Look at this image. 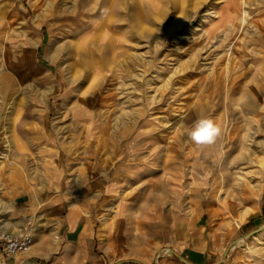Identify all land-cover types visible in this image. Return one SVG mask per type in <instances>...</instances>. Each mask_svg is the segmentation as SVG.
<instances>
[{
    "label": "crops",
    "instance_id": "obj_1",
    "mask_svg": "<svg viewBox=\"0 0 264 264\" xmlns=\"http://www.w3.org/2000/svg\"><path fill=\"white\" fill-rule=\"evenodd\" d=\"M174 2L118 1L112 37L130 56L112 65L127 70L129 93L116 108L50 97V109H34L28 122L18 120L28 113L20 110L0 121V229L35 225L32 248L0 254L3 264H155L158 253L161 264H207L230 239L202 222L199 188L220 180L236 186L244 162L217 158L215 144L197 146L188 134L201 117H229V70L213 52H181L167 80L164 52L153 42ZM254 60V79L246 75L239 88L256 106L264 101V52ZM246 191L238 185L229 195Z\"/></svg>",
    "mask_w": 264,
    "mask_h": 264
},
{
    "label": "rangeland",
    "instance_id": "obj_2",
    "mask_svg": "<svg viewBox=\"0 0 264 264\" xmlns=\"http://www.w3.org/2000/svg\"><path fill=\"white\" fill-rule=\"evenodd\" d=\"M118 1L123 0H0L3 125L15 110L28 112L18 118L28 122L34 109H46V104L50 109V97L54 101L65 96L71 106L82 97L89 108L103 103L104 109L126 101L127 70L112 69L130 56L112 37ZM174 1L153 42L164 52L167 80L176 76L181 52H213L215 61L227 65L230 115L215 119L223 130L215 143L216 157L244 162V179L233 183L236 186L224 180L200 185L199 199L206 210L202 222L211 228L218 224L222 235L232 233L228 242L211 251L207 264H264V101L255 106L241 100L244 90L239 88L246 75L254 79L255 53L264 52V0H241V5L239 0ZM158 56L150 55V61H158ZM218 172L223 175L222 166ZM238 185H246L241 199L229 195ZM237 209L242 213L237 215ZM253 217L255 222L242 226ZM160 258L155 264H161Z\"/></svg>",
    "mask_w": 264,
    "mask_h": 264
},
{
    "label": "built area",
    "instance_id": "obj_3",
    "mask_svg": "<svg viewBox=\"0 0 264 264\" xmlns=\"http://www.w3.org/2000/svg\"><path fill=\"white\" fill-rule=\"evenodd\" d=\"M34 234L35 225L32 221H28L27 225L18 231L0 229V254L7 257L28 252L34 243ZM156 257H160V253Z\"/></svg>",
    "mask_w": 264,
    "mask_h": 264
},
{
    "label": "clouds",
    "instance_id": "obj_4",
    "mask_svg": "<svg viewBox=\"0 0 264 264\" xmlns=\"http://www.w3.org/2000/svg\"><path fill=\"white\" fill-rule=\"evenodd\" d=\"M188 134L195 145L211 146L222 136V128L211 118L201 117L197 119Z\"/></svg>",
    "mask_w": 264,
    "mask_h": 264
},
{
    "label": "bare ground",
    "instance_id": "obj_5",
    "mask_svg": "<svg viewBox=\"0 0 264 264\" xmlns=\"http://www.w3.org/2000/svg\"><path fill=\"white\" fill-rule=\"evenodd\" d=\"M0 263H3V262H0Z\"/></svg>",
    "mask_w": 264,
    "mask_h": 264
},
{
    "label": "water",
    "instance_id": "obj_6",
    "mask_svg": "<svg viewBox=\"0 0 264 264\" xmlns=\"http://www.w3.org/2000/svg\"><path fill=\"white\" fill-rule=\"evenodd\" d=\"M184 259V258H183Z\"/></svg>",
    "mask_w": 264,
    "mask_h": 264
}]
</instances>
